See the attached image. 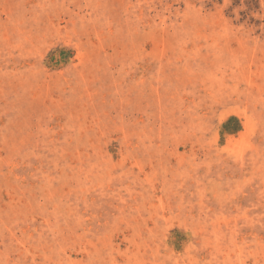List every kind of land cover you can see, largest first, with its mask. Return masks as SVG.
Here are the masks:
<instances>
[{
  "label": "rangeland",
  "instance_id": "374dc122",
  "mask_svg": "<svg viewBox=\"0 0 264 264\" xmlns=\"http://www.w3.org/2000/svg\"><path fill=\"white\" fill-rule=\"evenodd\" d=\"M0 264H264V0H0Z\"/></svg>",
  "mask_w": 264,
  "mask_h": 264
}]
</instances>
